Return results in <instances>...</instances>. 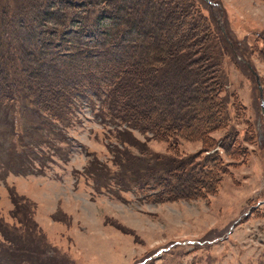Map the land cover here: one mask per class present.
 <instances>
[{
    "label": "trees",
    "instance_id": "obj_1",
    "mask_svg": "<svg viewBox=\"0 0 264 264\" xmlns=\"http://www.w3.org/2000/svg\"><path fill=\"white\" fill-rule=\"evenodd\" d=\"M24 1L0 6V128L14 131L21 112L34 133L48 126L54 136L53 126L68 125L79 105L97 102L98 116L114 126L108 151L116 170L89 162L84 175L95 190L134 186L152 203L214 193L225 173L221 156L196 162L197 154L181 157L176 144L199 140L206 147L228 125L221 62L227 50L239 51L217 25L223 9L204 0ZM259 52L264 57V45ZM130 130L168 143L173 156L149 153ZM229 132L221 143L227 154L223 142L238 136ZM27 230L42 254L17 247V235L0 225V264H47L41 236Z\"/></svg>",
    "mask_w": 264,
    "mask_h": 264
},
{
    "label": "rangeland",
    "instance_id": "obj_2",
    "mask_svg": "<svg viewBox=\"0 0 264 264\" xmlns=\"http://www.w3.org/2000/svg\"><path fill=\"white\" fill-rule=\"evenodd\" d=\"M22 2L0 0V6ZM208 2L223 9L215 14L217 25L239 51L227 50L221 62L229 122L206 147L199 140L178 141L176 149L181 157L197 154L200 163L221 156L226 167L215 192L152 203L134 186L112 188L117 194L95 190L84 175L89 162L116 170L108 151L116 142L114 126L98 116L97 102H83L68 125L53 126L54 148L49 127L34 133L19 112L14 131L0 128V225L17 235V247L42 254L37 241L30 243L27 226H33L46 245L47 264H264V0ZM232 130L238 136L234 144L223 142L227 154L222 137ZM130 132L149 153L173 156L168 143ZM23 151L19 161L16 154Z\"/></svg>",
    "mask_w": 264,
    "mask_h": 264
},
{
    "label": "water",
    "instance_id": "obj_3",
    "mask_svg": "<svg viewBox=\"0 0 264 264\" xmlns=\"http://www.w3.org/2000/svg\"><path fill=\"white\" fill-rule=\"evenodd\" d=\"M207 1V0H206ZM261 109H262V114L264 115V105L262 104L261 106Z\"/></svg>",
    "mask_w": 264,
    "mask_h": 264
}]
</instances>
